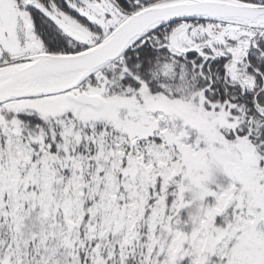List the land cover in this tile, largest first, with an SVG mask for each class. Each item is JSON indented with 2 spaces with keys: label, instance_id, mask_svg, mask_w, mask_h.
I'll return each mask as SVG.
<instances>
[{
  "label": "snow or ice",
  "instance_id": "snow-or-ice-1",
  "mask_svg": "<svg viewBox=\"0 0 264 264\" xmlns=\"http://www.w3.org/2000/svg\"><path fill=\"white\" fill-rule=\"evenodd\" d=\"M0 264H264V0H0Z\"/></svg>",
  "mask_w": 264,
  "mask_h": 264
}]
</instances>
